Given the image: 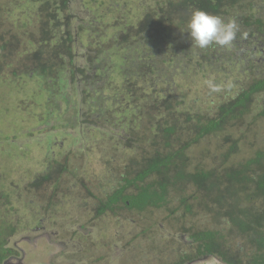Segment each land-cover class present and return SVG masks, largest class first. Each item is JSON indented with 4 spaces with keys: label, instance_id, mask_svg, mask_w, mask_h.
I'll list each match as a JSON object with an SVG mask.
<instances>
[{
    "label": "trees",
    "instance_id": "trees-1",
    "mask_svg": "<svg viewBox=\"0 0 264 264\" xmlns=\"http://www.w3.org/2000/svg\"><path fill=\"white\" fill-rule=\"evenodd\" d=\"M109 1L0 0V76L12 71L42 78L50 92L55 85L75 91L77 125L127 127L113 141L137 155L116 173L96 217L130 214L132 225L159 213L195 219L182 223L187 243L179 238L175 260L157 250L150 264H264V147L244 156L241 147L250 135L262 137L264 0ZM195 83L205 109L183 98ZM58 178L50 171L29 187L51 180L57 187ZM0 224L4 264L21 253ZM86 247L76 248L89 256Z\"/></svg>",
    "mask_w": 264,
    "mask_h": 264
},
{
    "label": "rangeland",
    "instance_id": "rangeland-1",
    "mask_svg": "<svg viewBox=\"0 0 264 264\" xmlns=\"http://www.w3.org/2000/svg\"><path fill=\"white\" fill-rule=\"evenodd\" d=\"M130 1L136 6L141 0ZM105 10L104 6L100 14ZM105 21L113 25L110 18ZM12 74L6 71L0 76V200L6 201L3 195L10 199L9 206L0 204V223L6 222L9 246L21 255L7 259V264H150L155 261L153 253L160 250L166 253L165 258L175 260L172 249L178 248L179 238L187 243L180 233L182 223L195 220L193 216L166 218L159 213L156 221L142 218V223L133 222L134 226L126 220L135 218L130 214L96 217L94 209L115 183L118 171L137 155V150L117 147L113 141L118 129L125 135L127 127L77 125L75 116H80L82 99L75 91L71 94L69 88L55 85L50 92L40 77ZM201 87L190 84L183 98L198 101L205 109ZM66 92L72 96L69 103L64 98ZM260 125L257 132L261 131L262 137L248 136L241 144L242 156L264 147V122ZM206 148L207 144L201 146L203 151ZM51 168L59 174L57 187L54 180L37 191L29 187ZM10 226L15 229L14 236ZM148 227L146 237L132 240ZM230 241L233 247L239 244L235 237ZM83 244L92 252L89 256L81 254L82 248L77 250ZM192 264L224 263L208 258Z\"/></svg>",
    "mask_w": 264,
    "mask_h": 264
},
{
    "label": "flooded vegetation",
    "instance_id": "flooded-vegetation-1",
    "mask_svg": "<svg viewBox=\"0 0 264 264\" xmlns=\"http://www.w3.org/2000/svg\"><path fill=\"white\" fill-rule=\"evenodd\" d=\"M35 189V191H37V189L38 188H34ZM33 189V190H34ZM3 196H5V195H3ZM1 204V203H0ZM3 205V204H2ZM0 211L2 212V210L0 209ZM1 226H3L2 224H0V230H2L1 229ZM3 227H5V226H3ZM13 257H17V258H20V257H18V256H12V257H10V259H13ZM201 261H204V260H202V259H200V260H197L196 262H201ZM193 263H195V262H193ZM4 264H7V262L6 261H4ZM192 264V263H191Z\"/></svg>",
    "mask_w": 264,
    "mask_h": 264
},
{
    "label": "clouds",
    "instance_id": "clouds-1",
    "mask_svg": "<svg viewBox=\"0 0 264 264\" xmlns=\"http://www.w3.org/2000/svg\"><path fill=\"white\" fill-rule=\"evenodd\" d=\"M204 259H208V258H203L202 260H204Z\"/></svg>",
    "mask_w": 264,
    "mask_h": 264
}]
</instances>
